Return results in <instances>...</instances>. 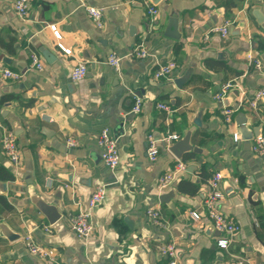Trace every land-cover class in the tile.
I'll use <instances>...</instances> for the list:
<instances>
[{"label":"crops","instance_id":"obj_1","mask_svg":"<svg viewBox=\"0 0 264 264\" xmlns=\"http://www.w3.org/2000/svg\"><path fill=\"white\" fill-rule=\"evenodd\" d=\"M14 2L0 0V180L7 183L0 190L7 201L0 202V215L22 236L12 241L0 230V264H169L158 245L171 240L178 264H264V152L253 150L257 137H241L238 120L245 116L250 133L262 126L264 134V100L258 108L249 105L264 86V25L258 20L264 0H31L27 18L17 14ZM86 4L102 7L101 26ZM150 6L159 10L156 19ZM175 13L178 38L166 34ZM225 21L231 22L227 37L211 30ZM140 46L147 56L132 53ZM42 47L56 58L48 61ZM34 51L43 69L32 66ZM111 53L122 57L118 68L108 62ZM170 60L177 62L172 75L155 78L158 64ZM81 61L88 71L75 81L72 69ZM5 68L22 78H5ZM189 68L178 87L175 79ZM234 79L246 95L227 121L225 107L237 104L239 90L229 94L230 105L216 93ZM136 96L143 99L138 113L132 112ZM160 102L172 111L158 107ZM198 113L203 125L192 142L208 152H188L180 160L162 138H180ZM14 122L23 127L19 134ZM104 128L116 137L121 155L114 169L102 156ZM5 130L17 136V165L4 150ZM149 135L161 138L155 160L147 150ZM178 161L186 169L173 181L179 180L177 186L160 190L159 176ZM217 171L223 173L219 208L240 225L232 236L218 231L207 215L208 181ZM98 186L106 193L93 210L94 232L81 237L70 216L87 208ZM169 191L174 194L162 201ZM34 196L56 202L61 217L50 223ZM150 207L161 209L169 229L151 220ZM28 233L53 251V259L29 251L23 240ZM223 238L228 248L219 246Z\"/></svg>","mask_w":264,"mask_h":264},{"label":"built area","instance_id":"obj_2","mask_svg":"<svg viewBox=\"0 0 264 264\" xmlns=\"http://www.w3.org/2000/svg\"><path fill=\"white\" fill-rule=\"evenodd\" d=\"M86 9L93 19V21L101 26L102 25V16L103 9L102 7H98L95 5L86 4ZM31 0H15L14 8L17 14L22 18H27L30 14ZM149 13L156 19L159 13V10L155 6L149 7ZM231 22L225 21L222 24L215 25L211 30L219 32L223 37H227L230 34ZM132 53H135L139 57H145L148 55V51L145 47L140 46V48L135 49ZM121 56L116 53H111L109 56L108 62L115 68H118L121 63ZM32 66L37 69H43L44 60L42 56L37 52L31 53ZM253 64L257 68H261L262 62L259 59L253 60ZM177 67V62L175 60H170L168 62L159 63L157 68L154 71L155 78H167L172 75L173 70ZM88 71L87 63L81 61L77 63L72 69V78L75 81H79L83 79ZM2 75L7 79L18 80L21 79L23 73L5 68L2 70ZM238 102L233 106L225 107V115L227 121H231L232 113L238 110L244 103V98L246 95V91L241 87L238 79L230 80L221 85L220 89L216 93V98L219 100H223L226 96L231 94L232 92H238ZM264 100V86L258 89L250 98L249 105L252 108H258L260 102ZM143 99L140 96L135 97L134 105L132 107V112L138 113L142 109ZM158 107L164 109L168 113L172 111L171 105L160 102L158 103ZM240 138L239 132H234V139L238 140ZM166 141L167 146H170L175 140L179 139V135L177 133L169 134L162 138ZM161 138H156L153 135H149L148 138V154L151 160H155L160 151ZM2 143L4 150L8 157L14 164H19L20 162V149L17 141V136L12 130H5L2 136ZM69 143L71 145L76 144V141L73 139H69ZM99 143L104 147L102 156L105 163L112 169L116 168L120 161L121 155L117 145V139L114 137L110 129L104 128L99 137ZM253 150L258 153L264 152V134L259 135L253 144ZM186 169V163L184 161H178L174 167L166 172L158 178V188L163 190L169 187L176 177ZM223 178V173L221 171L215 172L208 181L210 191L208 196L206 197L205 204L207 208V215L210 219L213 226L220 232L226 233L228 236L234 235L236 232L240 230V225L236 221L227 217L223 211L219 208V198L221 196L220 191L218 190V186ZM105 187L98 186L92 195L89 198L88 206L85 209H80L75 214H71L70 216V225L71 228L81 237L88 238L94 232V221H93V210L101 205L105 198ZM151 220L157 224L162 225L169 229L170 224L165 220L161 209L157 207H150L147 211ZM192 216L196 219L200 218V213L196 211H192ZM47 230H50V227H46ZM26 247L29 251L35 255L40 257L53 259V251L46 248L45 246L38 243L31 233H28L23 238ZM229 239L223 238L219 240L218 244L222 248H228ZM159 250L161 252L166 253L170 257L169 264H178L177 259V244L174 240L168 241L167 243H161L158 245ZM243 260L240 261V264H243Z\"/></svg>","mask_w":264,"mask_h":264},{"label":"water","instance_id":"obj_3","mask_svg":"<svg viewBox=\"0 0 264 264\" xmlns=\"http://www.w3.org/2000/svg\"><path fill=\"white\" fill-rule=\"evenodd\" d=\"M254 13L256 15L259 14L258 12H254ZM259 17L260 18L258 20L264 25V17L263 16H259ZM38 26L41 27L42 25L40 24ZM166 34L169 36H173L175 38H178L180 36L179 35L180 34L179 17L177 16L176 13L169 19V25L167 27ZM41 51L48 61H52L56 58V56L53 53H51V51H49L48 49L44 47L41 48ZM191 72H192V69L189 68L185 71V73L182 76L177 77L175 79V82L178 85V87L183 86V84L188 80ZM224 101L227 105H230L232 102V96H229V95L226 96L224 98ZM238 120H239V123L241 124V132H242L241 137L243 139H253L262 134V126L260 127L259 130L254 129L253 133H250L248 131L245 125L246 124L245 116H241ZM14 125H15V133L19 134L23 130V127H21V125H19L18 122H14ZM202 125L203 123L201 119V113H198L195 119L193 120V125L185 129L184 134L179 139L175 140L169 146L170 151L178 159L182 160L184 158V155L188 152H194L198 154H206L208 152L204 147L196 145L192 142V136H193L195 129L198 126H202ZM225 176H227V174ZM178 181L179 180L173 183L174 187L177 186ZM6 189H7V183L5 181L0 180V190L5 191ZM173 194H174V191H169L167 193L162 194L160 196V199L163 201L167 199L168 197L172 196ZM32 199H33V202L36 204L37 209L45 215V217L50 223H55L61 217V213L57 208L56 202L48 203L39 196H34ZM0 230H1V233L5 237H7L8 239L12 241L17 240L21 238L22 236L21 233L12 229L11 226L7 223V221L3 219L1 215H0Z\"/></svg>","mask_w":264,"mask_h":264},{"label":"trees","instance_id":"obj_4","mask_svg":"<svg viewBox=\"0 0 264 264\" xmlns=\"http://www.w3.org/2000/svg\"><path fill=\"white\" fill-rule=\"evenodd\" d=\"M3 176H5V177H8V178H11L12 177V175L11 174H5V175H3ZM197 187H195L194 188V190L196 189ZM0 202L1 203H6L7 201H6V199L2 196H0Z\"/></svg>","mask_w":264,"mask_h":264}]
</instances>
